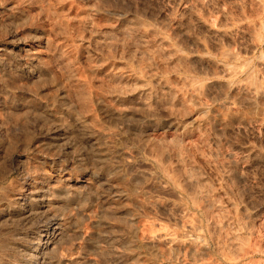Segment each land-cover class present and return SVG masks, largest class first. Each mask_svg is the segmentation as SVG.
I'll use <instances>...</instances> for the list:
<instances>
[{"label": "clouds", "instance_id": "clouds-1", "mask_svg": "<svg viewBox=\"0 0 264 264\" xmlns=\"http://www.w3.org/2000/svg\"><path fill=\"white\" fill-rule=\"evenodd\" d=\"M0 264H264V0H0Z\"/></svg>", "mask_w": 264, "mask_h": 264}]
</instances>
